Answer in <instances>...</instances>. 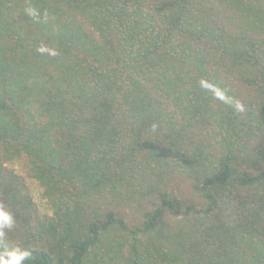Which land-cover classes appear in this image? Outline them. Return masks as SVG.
<instances>
[{"label":"trees","instance_id":"obj_1","mask_svg":"<svg viewBox=\"0 0 264 264\" xmlns=\"http://www.w3.org/2000/svg\"><path fill=\"white\" fill-rule=\"evenodd\" d=\"M0 198L4 264H264V0H0Z\"/></svg>","mask_w":264,"mask_h":264},{"label":"clouds","instance_id":"obj_2","mask_svg":"<svg viewBox=\"0 0 264 264\" xmlns=\"http://www.w3.org/2000/svg\"><path fill=\"white\" fill-rule=\"evenodd\" d=\"M0 219H3L7 222L9 218L3 213H0ZM28 256L29 253H27L26 251H20L18 253L13 254L12 259L8 261L7 264H21V262L27 259ZM0 264H4V262L0 261Z\"/></svg>","mask_w":264,"mask_h":264},{"label":"rangeland","instance_id":"obj_3","mask_svg":"<svg viewBox=\"0 0 264 264\" xmlns=\"http://www.w3.org/2000/svg\"><path fill=\"white\" fill-rule=\"evenodd\" d=\"M28 181L30 182V185L33 188L34 192L35 193L39 192L38 184L34 180H31V179H28ZM36 198L38 199V197H36ZM2 204H3V199L0 198V210L1 211H2V207H1Z\"/></svg>","mask_w":264,"mask_h":264}]
</instances>
